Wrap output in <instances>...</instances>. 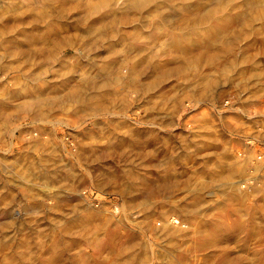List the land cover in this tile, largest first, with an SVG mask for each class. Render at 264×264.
<instances>
[{
    "label": "clouds",
    "instance_id": "obj_1",
    "mask_svg": "<svg viewBox=\"0 0 264 264\" xmlns=\"http://www.w3.org/2000/svg\"><path fill=\"white\" fill-rule=\"evenodd\" d=\"M4 3L9 6V11L0 14V70L7 68V71L0 76V81L19 73L23 79L14 86L22 92L29 83L42 84L49 72L58 70L50 66L38 77L20 72L25 64L34 63L32 56L21 51V47L33 40L35 34L25 33L15 40L6 39L15 32V29L8 32L4 25L13 11L17 17L32 13L29 26L32 23L46 24L48 27L44 31L51 30L53 35L59 34L55 31L58 28L67 29L68 24L62 21L75 22L77 26L83 21L87 32L100 33L99 38L111 39V30L119 33L124 23L114 16L131 17L129 23L148 33L147 36L133 33L132 39L133 45H144L147 51L137 54L121 48L107 57L121 58L118 69L115 64L108 65L106 60L103 63L97 60L88 62L87 74L80 71L85 67L80 63L76 65L75 73L68 68L57 76L61 80L72 77L61 86L64 91L62 95L58 94L59 108L65 113L76 110L77 116L84 113L77 127L92 124L96 130L95 134L91 129L86 133L87 146L93 151L90 156L82 157V166H90L87 175L98 193H104L109 186L118 187L123 196L136 205L133 219L145 233L141 242L144 256L137 260V249L141 244L129 248L125 238L118 233H96L82 228L79 235L83 237V246L79 241L65 240L64 235L71 233L68 222L62 220L56 223L59 238H53L49 245L58 260L54 258L49 264H133L134 261L135 264H209L217 254L220 264H264V180L259 179L264 175V155L245 153L232 161L227 158L212 160L208 158L211 151L204 149L203 145L191 147L186 142L169 150L171 138L160 136V133L178 127L163 123L175 111V105L155 119L146 120L134 114L132 123H125L129 120L132 104L144 100L150 91L141 82L148 65L138 70L136 64L141 56L150 54L151 65L153 61L175 53L176 59L185 60L190 65L188 70L193 71L199 57L191 54L207 49L217 54V61L226 60L234 70L247 63V58L240 65L232 59L233 55L239 54L238 45L254 35L264 37V0H4ZM101 12L109 14L100 16ZM166 12L172 15L164 27H160L163 23L160 18ZM93 17L99 19L89 23ZM6 60L9 65L5 64ZM156 70L158 66L153 69ZM221 72L227 87L226 77L232 72L227 68ZM184 75L179 73L173 78L182 79ZM197 87L198 84L186 91L177 89L178 93H183L180 103L196 107L204 102L203 96L197 98L195 95ZM109 89L114 90L117 100L101 106L102 97L96 94ZM50 91L52 89L40 94ZM5 99L4 92L0 91V101ZM36 103L40 102L37 100ZM55 107L49 106L50 110ZM143 111L147 115L152 109ZM242 114L248 115L247 112ZM259 114L264 116V112ZM99 120L104 123H94ZM63 126L70 125L65 122ZM261 138L258 134L251 142ZM150 141L154 142L150 149L152 159L145 163L146 156L132 149L147 147ZM198 148L204 150L203 155L197 152ZM193 154L196 160L190 161ZM117 156L128 157L135 166L134 170L109 162V158L116 160ZM193 163L198 167L189 171ZM60 176L61 172H54L44 177L42 183L31 178L25 182L45 192L50 203L65 195L71 200L72 192L60 181ZM87 203L90 208L91 197ZM86 211L77 213L74 209L69 215L76 219L71 223L74 224ZM157 211L160 212L159 222L151 229L153 238L149 239L146 233L150 226L138 218L145 213L155 216ZM157 244L165 245L164 255L159 259H155L154 252ZM43 247L42 242L29 243L20 250L7 253L0 248V264H41L40 258L45 254Z\"/></svg>",
    "mask_w": 264,
    "mask_h": 264
},
{
    "label": "rangeland",
    "instance_id": "obj_2",
    "mask_svg": "<svg viewBox=\"0 0 264 264\" xmlns=\"http://www.w3.org/2000/svg\"><path fill=\"white\" fill-rule=\"evenodd\" d=\"M7 11H9V6L4 3V0H0V14ZM108 14V12H101L100 16ZM71 15L75 16L76 13ZM171 15V12L164 13L160 18L163 22L160 26L165 25ZM8 17L11 18L8 19L10 23L6 29H15L13 36L19 34L21 26L33 30L31 33L34 34L44 32L45 24L32 23L29 26L31 19L24 21L25 16L17 17L15 11ZM6 19L5 21H7ZM96 19L99 17H93L89 23ZM114 19L123 20L124 23L119 33L112 29L110 35L113 38L111 39L99 38L100 33L87 32L83 21L79 23V26L75 22L69 24L68 21H62L61 23L68 24L67 29H56L59 34L44 41L45 45L51 46L53 51L51 55L47 53L40 55L36 62L25 64L20 69V72H27L32 77H38V74L50 66L58 70L49 72L42 84L29 83V86L36 91L33 92V95L45 101V115H32L24 109L23 102L28 97L25 93L22 94L24 96L22 97L20 89L14 86L23 79L19 73L8 75L6 79L0 81V91H3L6 97L5 100L0 101V125H3L0 127V133L3 134L0 136V197H4V203H0V248L4 250V242H6L7 249L4 252L10 249L8 247H13L14 250L22 249L20 244L18 247V242L23 235L25 222L35 224L34 231L38 236V242L43 239V251L47 250L48 246L46 245L49 242L48 245H51L53 238H59L56 223L62 220L68 222V226L82 225L81 228L88 227L87 229L93 230L98 227L100 233L115 230L121 233L126 229L127 231H141L133 219L135 204L128 198H122L119 193V195L116 194L117 192L112 186L107 187L104 193H98L95 190L93 182L87 175L90 166H82V157L86 158L92 154V148L87 146L88 136L86 133H89L91 129L92 134H95L96 130L92 128V124L78 128L77 125L84 113L79 116L75 114L76 110L65 113L59 108L58 101V94L62 95L64 91L61 86L67 80L72 79L71 76L65 77L63 80L57 79L59 73L68 70V68H71L75 73L76 65L84 63L85 67L80 71L87 74L89 61L98 60L101 63L105 60L107 63L115 61L120 57L114 59H107V57L119 51L121 47L127 50L133 47L137 51H147L144 45H133L132 39L133 33H138L141 36H147L148 33L137 25L129 23L128 21L131 19L129 17L114 16ZM11 37L12 35L8 36V38ZM59 42H61V46L58 44ZM25 45L32 46L31 43ZM195 53L197 54V52ZM238 53V55L232 56L236 64L240 65L245 58H247V63L234 70L226 60L208 62L207 54H204L193 71L188 70L190 67L188 63L182 65L181 60L177 61L175 53L153 61L151 72L145 82L143 81L145 87L150 90L149 94L139 103L132 104L129 120L125 123L130 125L134 114L143 116L146 120L155 119L175 105V111L163 123L178 125V127L174 131L160 133V136L171 138L168 145L169 150L174 149L177 144L186 142L191 147L203 145L204 149L215 154L212 160L220 159V157L224 160L226 158L233 159L232 154L235 159L245 153L264 155V132L261 131L264 129V116L259 114L264 112V38L254 35L251 39H244L238 45ZM149 56L150 54L144 55L148 59ZM161 56L164 57V53H161ZM15 63L12 62V64ZM5 64L9 65V62L6 60ZM156 64H161L160 68L164 69L160 70L158 67V70L153 71L154 68H157ZM224 68L232 72V75L226 77L227 87L224 86L225 76L221 72V69ZM5 71L7 68L0 70V76H3ZM179 73H185L182 79L173 78ZM197 84L199 87L196 88L195 95L197 98L203 96L204 102L196 107L187 106L186 103L181 104L183 93H178L177 89L186 91ZM236 85H240V87H236ZM47 89H52V91L45 95L40 94L46 92ZM109 90L114 92L112 89ZM105 97L110 99H108V104L117 100L115 94ZM105 97L104 99H106ZM106 104L105 106L108 105ZM50 105H56L54 110H50ZM143 109H152V111L145 115ZM242 112H247L248 115H243ZM65 122L70 126L64 127ZM94 123L104 122L99 120ZM137 131L143 132L147 129H137ZM153 131H158V129ZM258 134L262 138L251 142L252 138ZM153 145L154 142L150 141L147 147H136L132 151L144 154L146 156L145 163H148L152 159L151 151L148 149H151ZM197 152L201 155L204 154V150L200 148L197 149ZM189 160L195 161L196 155H191ZM109 162L123 164L132 170L135 167L126 156L121 160H119V156L116 160L109 158ZM40 165L47 167L51 173L61 172L59 179L69 186L72 192L71 200L65 195L59 197L55 203H50V198L45 192L26 183L25 181L28 179H21L25 169H29L27 171L33 173ZM23 167L27 168L23 169ZM193 167H198V164H191L189 171ZM259 179L264 180V175ZM88 197H91L90 208L86 201ZM74 209L77 213L85 209L87 211L84 216L80 217V220H76L73 224L71 221L76 218L70 217L69 214ZM26 214H31V216ZM145 216L148 217L147 213L141 215L138 218L139 221L146 222L150 228L156 226L153 219L146 220ZM46 233L50 235L48 234V236ZM143 234L145 237V233ZM146 235L153 238L151 230H148ZM73 237L74 241H79L83 246V240L75 235ZM151 237L149 239H152ZM14 239L16 243L13 241ZM164 250L165 245L157 244L154 249L156 251L155 259L161 258L164 255ZM204 255H208V253ZM213 263L220 264L219 254L213 256L209 262V264Z\"/></svg>",
    "mask_w": 264,
    "mask_h": 264
},
{
    "label": "bare ground",
    "instance_id": "obj_3",
    "mask_svg": "<svg viewBox=\"0 0 264 264\" xmlns=\"http://www.w3.org/2000/svg\"><path fill=\"white\" fill-rule=\"evenodd\" d=\"M24 17V16H23ZM11 17H8L6 20L7 21H4V25L5 26H7V27H9V23H10V21L8 20V19H10ZM33 19V15L31 14V13H26L25 14V18H24V21H27L28 19ZM129 18H131V17H129ZM161 21H162V19H161ZM14 22V21H13ZM164 22H165V20H164ZM167 22V21H166ZM48 27V25H44V29H46ZM160 27H164V25H161ZM7 30V29H6ZM8 32H12V30H7ZM33 30H30V29H27V28H24V27H22L21 26V28H20V31H19V34H16L15 36H13L14 34H12V37L11 38H6L7 40H15L17 37H19V36H21V35H23V34H25V33H31ZM56 31V30H55ZM112 31V30H111ZM139 31V30H138ZM63 35V34H62ZM53 36V32L51 31V30H49V31H44V32H40V33H35V35H34V39L33 40H31L30 42H28V43H31V45L32 46H26L25 44L24 45H22V47H21V51H23V52H25V53H27V54H30L31 56H32V59H33V61L34 62H36L37 60H38V56H40V55H45L46 53L47 54H49V55H51V52H53L52 50H51V46L50 45H45L44 44V41H48V39H50L51 37ZM264 38V37H263ZM117 40V39H116ZM17 43L19 44L20 42L19 41H17ZM58 44H60V46L62 45L61 44V42H59ZM104 44H105V42H104ZM122 48V47H121ZM117 49H118V47H117ZM115 51V50H114ZM129 52H133V53H139L141 50H139V51H137V49L136 48H131V49H129L128 50ZM204 54H207V58H206V60L208 61V62H214V61H216V59H215V57H216V53H214V52H212V51H210V50H207V49H201L200 51H198L197 52V54L196 53H192L191 55L193 56V57H199V62H200V59L204 56ZM176 57V56H175ZM121 58H119V59H116L115 61H112V62H110V63H107L108 65H113V64H115L116 65V67H117V69L120 67V65H119V63H118V61L120 60ZM178 61V60H177ZM181 63H182V65H183V63H185L186 64V62H185V60H181L180 61ZM198 62V63H199ZM30 63H33V62H30ZM197 63V64H198ZM136 64L139 66V68H138V70L140 69V68H144V66L145 65H148V68H147V70H146V72L144 73V75L141 77V82L143 83V81L145 82V80L148 78V76H149V73L151 72V68H152V64L151 65H149V59L148 58H146V57H144V55L143 56H141L140 57V59H138L137 61H136ZM159 68H160V66H161V64H156ZM181 65V66H182ZM179 66H180V64H179ZM30 68V67H29ZM28 68V69H29ZM182 68V67H181ZM164 68H160V70H163ZM21 78H23V77H21ZM33 92H36L35 91V89L34 88H32L31 86H29L28 85V87L22 92L21 90H20V94L22 95H24V93L26 94V96L28 97H25V98H27L24 102H23V107H24V109L26 110V111H28L29 113H31L32 115H45L46 114V112H45V109H44V107H45V101L44 100H42L41 98H39V97H37V96H34L33 95ZM111 93H113V94H115L113 91H111V90H107L105 93H102V94H96V95H99V96H101L102 97V105L101 106H105V104L107 103L108 104V99H109V97L108 98H106L105 96H111V95H113V94H111ZM111 94V95H110ZM22 95V97H24ZM104 97L106 98V99H104ZM39 101L40 103L39 104H37L36 103V101ZM110 100V99H109ZM47 104V103H46ZM106 104V105H107ZM150 147V146H149ZM209 148V147H208ZM148 150H150V148L148 149ZM88 155V154H87ZM233 155V154H232ZM231 155V157L233 158V159H229V161H232V160H235V158L233 157ZM215 156V154L214 153H211V155L208 157L209 159H213V157ZM221 156V155H220ZM225 156V155H224ZM223 156V157H224ZM229 156V155H228ZM226 157V156H225ZM123 157H120L119 156V160H121ZM217 158H218V156H217ZM230 158V157H229ZM219 159V158H218ZM215 160V159H214ZM219 160H224L223 158L221 159V157H220V159ZM25 168H27V167H23V169H25ZM27 170H29V169H25L24 171H23V173H22V176L25 178V180L26 179H32V180H39L41 183L43 182V178L44 177H46V176H49L50 174H52L51 172H49V170L47 169V167H45L44 165H40L39 166V168H37L33 173H31L30 171H27ZM26 174V175H25ZM228 173L227 172H225V175H227ZM241 175H243V174H241ZM113 189H114V191H116L117 193L116 194H120L121 195V197L123 198V197H125V196H123V194L120 192V190H119V188L118 187H116V188H114L113 187ZM75 190V189H74ZM118 194V195H119ZM125 198H127V197H125ZM124 198V199H125ZM123 199V200H124ZM86 200V199H85ZM87 201V200H86ZM127 201H128V199L125 201V204L127 203ZM0 203L1 204H3L4 203V197H0ZM134 211V210H133ZM32 213V212H31ZM100 213V212H99ZM36 214V213H35ZM26 215H28V216H31V214H26ZM25 215V216H26ZM35 216V215H34ZM89 216V215H88ZM147 216L148 217H150V219H153V223H155V225L159 222L158 221V218H159V216H160V212L159 211H157V213H156V215L155 216H150V214H148L147 213ZM145 218H146V216H145ZM94 219V218H93ZM28 220V219H27ZM80 220V219H79ZM85 222V221H84ZM88 222V221H87ZM86 222V223H87ZM83 223V222H82ZM106 223V222H105ZM151 223V222H150ZM33 223H29V222H25V227L23 228V235H22V237H21V239H20V242H18V247H19V244H20V247H24V246H27V245H29V243H31V244H38V236H36L35 235V231H34V229L36 228L35 227V224L34 225H32ZM84 224V223H83ZM104 224V223H103ZM152 225V224H151ZM19 226V225H18ZM37 226V225H36ZM69 227V230H70V233L71 234H65L64 235V239L65 240H69V241H72L73 239H72V237L75 235V237H77V238H79V239H81V240H83V237L81 236V235H79V233H80V231L82 230V225H75V226H68ZM43 228V227H42ZM86 228V227H85ZM88 228V227H87ZM102 228V227H101ZM107 228V227H106ZM114 228H115V226H114ZM155 228V226H151V228H149V230H151V229H154ZM21 229V228H20ZM98 227L97 228H95V230H93V229H90L89 228V230H91V231H93V232H96V233H100L99 231H98ZM37 230H38V228H37ZM124 230V229H123ZM129 230V229H128ZM122 231V230H121ZM125 232H119V231H117V230H115V231H108V233H118L120 236H123L124 238H125V243H126V246L127 247H129V248H131L133 245H136V244H141V242L143 241V239H145V237H144V232H142V231H133V230H131V231H127V229L126 230H124ZM20 232V231H19ZM151 233H152V236H153V231L151 230ZM47 234V233H46ZM49 234V233H48ZM47 234V235H48ZM2 235V234H1ZM20 235V234H19ZM50 235V234H49ZM48 235V236H49ZM143 236V237H142ZM19 237V236H18ZM44 237H46V236H44ZM149 237H151V236H148V238ZM49 238V237H48ZM74 238V237H73ZM152 238V237H151ZM74 239H76V238H74ZM19 240V239H18ZM49 240V239H48ZM142 240V241H141ZM13 241H15V243H16V240L14 239ZM51 241H52V239H51ZM77 241V240H76ZM39 242H42L43 243V239H42V241H39ZM44 242H46V241H44ZM50 243V242H49ZM48 243V244H49ZM5 244H6V242H4V250H6L7 249V247H5ZM46 245V246H48V248H47V250L46 251H43L45 254L44 255H42L41 256V258H40V260H41V264H49V262L51 261V260H53L54 258L55 259H57L58 260V257H57V255H56V253H52L51 252V248L49 247V245ZM51 244H52V242H51ZM16 246V245H15ZM17 247V246H16ZM143 247H144V245L143 244H141V248L140 249H137V251L139 252V256H137L136 257V259L137 260H139L141 257H143L144 256V251H143ZM8 248H10L7 252H9L10 250H14L15 248H13V247H8ZM7 252H5V253H7ZM155 252V255H156V251H154ZM51 253V254H50ZM130 255H134V253H130ZM213 258V257H212ZM217 261H218V259H217ZM215 262V261H214ZM212 263V262H211ZM133 264H135V261L133 262ZM214 264V263H213Z\"/></svg>",
    "mask_w": 264,
    "mask_h": 264
}]
</instances>
